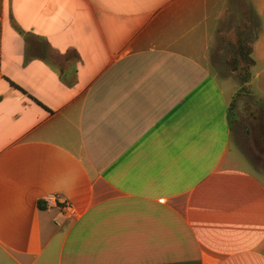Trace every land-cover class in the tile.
Wrapping results in <instances>:
<instances>
[{
  "label": "crops",
  "instance_id": "0c3cea01",
  "mask_svg": "<svg viewBox=\"0 0 264 264\" xmlns=\"http://www.w3.org/2000/svg\"><path fill=\"white\" fill-rule=\"evenodd\" d=\"M231 27L263 144L264 0H0V264H264Z\"/></svg>",
  "mask_w": 264,
  "mask_h": 264
},
{
  "label": "rangeland",
  "instance_id": "374dc122",
  "mask_svg": "<svg viewBox=\"0 0 264 264\" xmlns=\"http://www.w3.org/2000/svg\"><path fill=\"white\" fill-rule=\"evenodd\" d=\"M231 27L230 31L221 33L222 35H235L239 32V27L233 30ZM239 34V33H238ZM225 45V52L223 54V61L225 62L226 77L223 72L217 73V78L225 87L229 95L232 96L231 107L232 114L230 116L232 129L234 131V159L235 162L247 169L252 170L256 175H258L264 181V143H256L251 135L252 130L248 129L246 121L252 117V114L246 109V94L249 93L247 86V81L250 79L251 71L246 68L243 63L238 71H234L230 68L228 61L237 53L236 43L233 37H226L222 40ZM250 42V40H249ZM238 87L237 92L233 93L232 87ZM250 115V116H249ZM243 132V138H238V133Z\"/></svg>",
  "mask_w": 264,
  "mask_h": 264
},
{
  "label": "trees",
  "instance_id": "16d2710c",
  "mask_svg": "<svg viewBox=\"0 0 264 264\" xmlns=\"http://www.w3.org/2000/svg\"><path fill=\"white\" fill-rule=\"evenodd\" d=\"M238 33L235 35L221 36L222 40H225L226 37L229 38L233 37L234 41H237L236 43L237 53L229 59L228 64L232 70L238 71L240 69V66L244 63L246 68L250 69L251 71L252 66L255 65V60L253 57L254 49L252 43L251 41L249 42V39L246 36H244V33L242 31ZM12 84L16 86L19 90L24 92V90L18 85H16L14 82H12ZM231 114H232V107H230V116ZM38 206L40 209L46 208L45 202L43 201L38 202Z\"/></svg>",
  "mask_w": 264,
  "mask_h": 264
},
{
  "label": "built area",
  "instance_id": "2783aa9c",
  "mask_svg": "<svg viewBox=\"0 0 264 264\" xmlns=\"http://www.w3.org/2000/svg\"><path fill=\"white\" fill-rule=\"evenodd\" d=\"M64 210L67 211V212H71V213L74 212V209L72 208L71 205H66V206L64 207Z\"/></svg>",
  "mask_w": 264,
  "mask_h": 264
}]
</instances>
